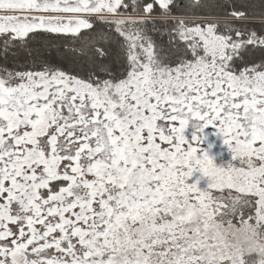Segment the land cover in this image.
I'll return each instance as SVG.
<instances>
[{"label": "snow or ice", "instance_id": "obj_1", "mask_svg": "<svg viewBox=\"0 0 264 264\" xmlns=\"http://www.w3.org/2000/svg\"><path fill=\"white\" fill-rule=\"evenodd\" d=\"M173 7L0 0V264H245L213 230L264 236V12Z\"/></svg>", "mask_w": 264, "mask_h": 264}, {"label": "clouds", "instance_id": "obj_2", "mask_svg": "<svg viewBox=\"0 0 264 264\" xmlns=\"http://www.w3.org/2000/svg\"><path fill=\"white\" fill-rule=\"evenodd\" d=\"M190 124L195 130L199 122H190ZM213 231L217 239L227 242L231 250L244 260L245 264H264V236L258 235L252 226L222 223ZM245 258L250 259L246 261Z\"/></svg>", "mask_w": 264, "mask_h": 264}, {"label": "rangeland", "instance_id": "obj_3", "mask_svg": "<svg viewBox=\"0 0 264 264\" xmlns=\"http://www.w3.org/2000/svg\"><path fill=\"white\" fill-rule=\"evenodd\" d=\"M183 134L186 139L190 141L193 135V129L189 126L184 130ZM201 135L203 136L201 147L213 159V162L216 166L219 167V161H222L224 165H229V163L234 165L236 163L232 159V153L229 151L228 146L223 144V138L220 136L216 128L211 126L205 127L202 130ZM188 183H196L200 190H205L209 180L207 177L202 176V174L197 171L194 172L193 175L188 179ZM47 253V256L49 257L52 255H59L54 250H49ZM248 259L250 258H245L246 261Z\"/></svg>", "mask_w": 264, "mask_h": 264}, {"label": "trees", "instance_id": "obj_4", "mask_svg": "<svg viewBox=\"0 0 264 264\" xmlns=\"http://www.w3.org/2000/svg\"><path fill=\"white\" fill-rule=\"evenodd\" d=\"M176 5H178V7H173L172 11L173 14L177 17H179L180 15H182L181 10L184 9L185 7V3L186 0H175ZM204 3L211 5L213 2L215 3H222L223 0H203ZM234 3L236 5V7L241 10V11H247L250 14L255 12V13H260V12H264V8L260 7L259 5H261L262 3H264V0H234ZM219 11V9L215 8V7H207V8H203V9H197V12L200 15H209L211 17H214L217 12ZM255 27L257 29H259V25H255ZM153 39L156 41V43L167 47L168 46V42H169V37L167 35H161L159 33H153ZM261 53H255L249 57H247V59L249 60V62L251 61H255V62H259L260 58L262 57ZM52 57L55 59L56 57V53L53 52L52 53ZM228 165H224L222 163V161H219V167H224L227 168ZM214 194L218 195L217 190L213 189L211 190ZM226 192L229 190H225ZM234 191V190H232ZM222 211H226V209L222 210ZM233 224H236L235 222H233Z\"/></svg>", "mask_w": 264, "mask_h": 264}]
</instances>
